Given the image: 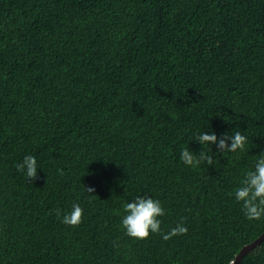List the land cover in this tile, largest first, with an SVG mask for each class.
Returning <instances> with one entry per match:
<instances>
[{
  "label": "trees",
  "instance_id": "1",
  "mask_svg": "<svg viewBox=\"0 0 264 264\" xmlns=\"http://www.w3.org/2000/svg\"><path fill=\"white\" fill-rule=\"evenodd\" d=\"M232 129L239 158L195 139ZM262 150L264 0H0V264H230L264 230L234 199ZM146 193L186 234L125 235ZM240 264H264V239Z\"/></svg>",
  "mask_w": 264,
  "mask_h": 264
},
{
  "label": "clouds",
  "instance_id": "2",
  "mask_svg": "<svg viewBox=\"0 0 264 264\" xmlns=\"http://www.w3.org/2000/svg\"><path fill=\"white\" fill-rule=\"evenodd\" d=\"M195 139L203 146L218 144L224 149V153H233L239 158V153L248 148V135L239 130L225 132L226 139L218 141L215 132H198ZM230 140L229 144L227 141ZM184 165L197 167L202 162L209 165L213 163L212 155L207 152L193 153L189 148H183L179 156ZM38 160L33 155H25L16 164L18 171L22 172L28 179H34L37 174ZM87 192L94 191L93 188H86ZM234 199L241 204L244 216L249 220H260L264 218V150L256 155L250 168L245 169L239 185L234 189ZM83 209L78 203H73L71 210L62 215L61 222L69 226H77L81 222ZM165 215V209L161 201L149 196L137 195L134 199L127 201L122 206L120 226L125 235L130 238L142 240L150 234H160L163 240H169L174 236L186 234L187 228L181 222L171 228L167 233L161 231V219Z\"/></svg>",
  "mask_w": 264,
  "mask_h": 264
},
{
  "label": "water",
  "instance_id": "3",
  "mask_svg": "<svg viewBox=\"0 0 264 264\" xmlns=\"http://www.w3.org/2000/svg\"><path fill=\"white\" fill-rule=\"evenodd\" d=\"M264 239V230L263 232L255 238L252 242L248 243L247 245L243 246L238 254L234 257L233 261L230 264H240L241 258L250 251L253 247L258 245Z\"/></svg>",
  "mask_w": 264,
  "mask_h": 264
}]
</instances>
